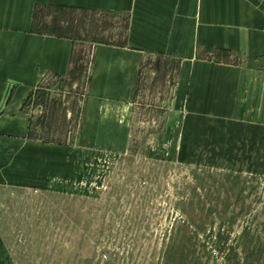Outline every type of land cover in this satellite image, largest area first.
<instances>
[{
  "label": "rangeland",
  "instance_id": "1",
  "mask_svg": "<svg viewBox=\"0 0 264 264\" xmlns=\"http://www.w3.org/2000/svg\"><path fill=\"white\" fill-rule=\"evenodd\" d=\"M60 16L79 38L73 70L24 104L26 136L0 127V264H264V172L184 132L180 61L149 56L130 111L87 125L91 41L122 43L126 18Z\"/></svg>",
  "mask_w": 264,
  "mask_h": 264
},
{
  "label": "crops",
  "instance_id": "2",
  "mask_svg": "<svg viewBox=\"0 0 264 264\" xmlns=\"http://www.w3.org/2000/svg\"><path fill=\"white\" fill-rule=\"evenodd\" d=\"M66 12L126 18L122 43L91 41L87 125L105 126L130 111L149 56L178 59L172 110L188 113L184 132L214 142L219 158L264 172V69L252 64L264 59V0H0V127L12 128L6 133L26 136L24 104L47 76L65 77L77 62L79 38L65 33L63 24L72 22L60 16ZM223 49L246 62L201 56Z\"/></svg>",
  "mask_w": 264,
  "mask_h": 264
}]
</instances>
